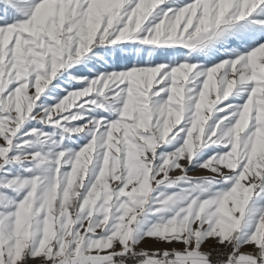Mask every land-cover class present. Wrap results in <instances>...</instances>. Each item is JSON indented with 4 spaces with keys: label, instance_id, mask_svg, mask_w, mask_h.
I'll return each mask as SVG.
<instances>
[{
    "label": "snow or ice",
    "instance_id": "obj_1",
    "mask_svg": "<svg viewBox=\"0 0 264 264\" xmlns=\"http://www.w3.org/2000/svg\"><path fill=\"white\" fill-rule=\"evenodd\" d=\"M0 264H264V0H0Z\"/></svg>",
    "mask_w": 264,
    "mask_h": 264
},
{
    "label": "rangeland",
    "instance_id": "obj_2",
    "mask_svg": "<svg viewBox=\"0 0 264 264\" xmlns=\"http://www.w3.org/2000/svg\"><path fill=\"white\" fill-rule=\"evenodd\" d=\"M158 247H168L167 245H157ZM209 247V245H205V249H207ZM213 258H215V255H214V257Z\"/></svg>",
    "mask_w": 264,
    "mask_h": 264
}]
</instances>
